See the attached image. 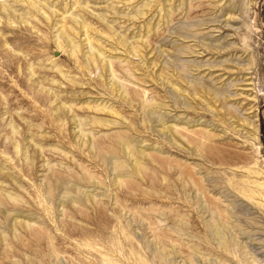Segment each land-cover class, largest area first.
Wrapping results in <instances>:
<instances>
[{
  "label": "rangeland",
  "instance_id": "1",
  "mask_svg": "<svg viewBox=\"0 0 264 264\" xmlns=\"http://www.w3.org/2000/svg\"><path fill=\"white\" fill-rule=\"evenodd\" d=\"M0 264H264V0H0Z\"/></svg>",
  "mask_w": 264,
  "mask_h": 264
}]
</instances>
